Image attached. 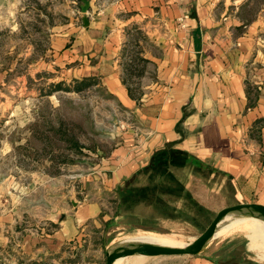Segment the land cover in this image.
<instances>
[{
  "label": "crops",
  "instance_id": "1",
  "mask_svg": "<svg viewBox=\"0 0 264 264\" xmlns=\"http://www.w3.org/2000/svg\"><path fill=\"white\" fill-rule=\"evenodd\" d=\"M3 1L2 10L10 4ZM75 1L78 22L55 27L49 63L40 57L29 68L35 76L50 72L52 90L92 84L130 123L116 129L113 148L96 153L82 176L27 172L18 164L27 160L0 142V168L8 158L15 164L12 174L0 176V264L54 263L66 245L94 229L175 222L160 215L171 207L186 214L197 180L225 191L203 207L264 205V0H88L87 27ZM160 163L163 176L180 185L179 199L159 188V209L140 203L131 212L104 210L116 188L129 182L144 188ZM26 176L38 182L24 184ZM59 180L61 191L52 187ZM237 208L258 213L250 204ZM211 244L182 264H249L223 239Z\"/></svg>",
  "mask_w": 264,
  "mask_h": 264
},
{
  "label": "rangeland",
  "instance_id": "2",
  "mask_svg": "<svg viewBox=\"0 0 264 264\" xmlns=\"http://www.w3.org/2000/svg\"><path fill=\"white\" fill-rule=\"evenodd\" d=\"M9 1L7 9H0V142L12 145L14 157L27 160L22 164L18 163L27 172L43 170L56 177L82 176L88 173L98 160L94 156L96 153H100V158L113 148L114 141L111 136L116 129L129 124L130 120L105 96L103 90L88 88L77 92L57 88L53 91L50 72L44 71L40 76H35L34 70L29 68V63L40 57L44 64L49 63L50 54L46 52L55 27L61 29L78 22L76 16L79 4L75 0H25L24 3L23 0ZM2 2L4 1L0 0V5ZM72 19L74 21L71 22ZM23 77L26 80L25 87L22 88ZM75 87L76 85L70 89ZM24 93L27 95V101L19 102L17 99ZM34 93H41V98L32 100L30 95ZM10 110L16 113L8 119L6 117ZM19 111L21 114L17 115ZM25 119L27 124L23 129L26 132L18 127L20 123L24 124ZM35 130H42L45 134L39 138L37 134L34 135ZM54 130L55 132H52ZM56 131H60V135H56ZM63 137L75 139L79 147L70 148L68 142L61 141ZM23 140L26 141L21 146L17 145ZM28 160L36 161L37 166L34 167ZM14 165L9 158L4 161L0 176L5 173L12 174ZM22 179L24 184L32 185L36 180L28 176ZM16 182L19 183V180ZM63 185L62 180L52 182V187L59 191ZM191 190L195 206L186 207L190 212L186 215L189 217L187 220L176 218L175 222L165 224L155 222L154 224H158L156 226L144 220V225H136L138 227L134 230L113 228L103 233L101 230H90L80 235L79 242L75 239L66 245L60 252L59 259H54V263L45 264H106V251L110 247L137 242L145 237H171L180 244H195L214 236H217L214 241L223 239L227 243L226 250L231 249L233 254L243 253L249 264H264V242H259L263 249L259 246L253 248L255 242L264 240V230L263 234L262 229L251 234L254 228L260 225L250 222L249 226L237 232L230 230L247 221L252 215L242 214V209L234 207L235 205L213 204L209 205L210 210L200 223L191 224V219L206 208L203 206L207 202L225 192L222 191L224 189H214L212 184L203 180L193 181ZM76 191L79 192V189L76 188ZM110 199L109 196L108 205H104V210L113 213L112 204L109 205ZM159 220L161 221V217ZM191 239L192 241H189ZM188 257L190 256L144 259L139 264H182ZM127 258L120 264H138L130 262Z\"/></svg>",
  "mask_w": 264,
  "mask_h": 264
},
{
  "label": "trees",
  "instance_id": "3",
  "mask_svg": "<svg viewBox=\"0 0 264 264\" xmlns=\"http://www.w3.org/2000/svg\"><path fill=\"white\" fill-rule=\"evenodd\" d=\"M93 87L92 84L86 85V84H78L73 89V91L80 92L84 89ZM67 90H70L67 88ZM72 91V90H71ZM52 132H55L52 131ZM60 131H56V135H60ZM37 134V137L41 138L45 133L41 131H34V135ZM33 136V132L31 134ZM62 142H68L70 144V148L77 149L79 147L78 142L75 139H69L67 137H63ZM25 148L28 149V146ZM35 151V149H33ZM158 165H161V168H158ZM154 165L153 169L151 170L152 178L149 180V183L144 188L141 187H132V183L129 182L126 184V187H118L114 190L110 204H112L113 210L117 211H123V212H131L136 206H138L140 203L146 204L148 206H151L155 209H159L162 207L163 201L162 198H160L157 194L164 190L165 194H168L172 200L173 199H179L180 196V185L172 178L168 177L166 175L163 176L162 174V163ZM159 174V175H157ZM156 176H162L164 178L163 183H156ZM154 177V179H153ZM128 185V186H127ZM159 188H162L163 190H159ZM194 207V203H188L187 207ZM187 213H174V208L171 207V213L160 215L163 217H168L171 220H176V218H183L187 220L189 217L186 216L190 212H188V209H186ZM139 224V223H138ZM232 253V252H231ZM233 254V253H232Z\"/></svg>",
  "mask_w": 264,
  "mask_h": 264
},
{
  "label": "water",
  "instance_id": "4",
  "mask_svg": "<svg viewBox=\"0 0 264 264\" xmlns=\"http://www.w3.org/2000/svg\"><path fill=\"white\" fill-rule=\"evenodd\" d=\"M81 2L80 5V12L84 15L82 18L83 26L87 27L89 22L86 17V14L89 10L90 3L88 0H79ZM252 205L258 213L260 214L261 218L264 220V205L259 203H247V204H238L234 207L243 206V205ZM210 207H206L197 214L191 224H198L200 221L204 219V216L208 214ZM210 241L200 247H186L183 248V244L176 245V246H169V245H159L151 248L150 250L143 251L138 255L141 256L143 259H157V258H170V257H178V256H196L200 255L202 252L207 250L211 243ZM142 245L138 244V242L132 243H122L119 245H115L110 247L106 251V264H117L118 262L122 261L124 258L128 257L130 254L136 252L140 249Z\"/></svg>",
  "mask_w": 264,
  "mask_h": 264
},
{
  "label": "bare ground",
  "instance_id": "5",
  "mask_svg": "<svg viewBox=\"0 0 264 264\" xmlns=\"http://www.w3.org/2000/svg\"><path fill=\"white\" fill-rule=\"evenodd\" d=\"M250 215H252L249 219H247V221H244V222H241L240 224H238L237 226H235L233 229H230V230H232V231H234V232H237V231H239V230H241V229H244V228H246L247 226H249L248 224L250 223V222H255V223H257L258 225H260V226H258V227H256V228H254L253 230V232L251 233V234H253L255 231H257V230H259V229H262V234H263V230H264V220L261 218V216H259L260 214L259 213H257V214H254V213H252V214H250ZM256 215H258V216H256ZM262 225V226H261ZM222 234V233H221ZM176 235V234H175ZM180 236V235H179ZM215 237H217V236H214V237H211V238H208V239H205V240H203V241H201V242H199V243H195V244H183V248H186V247H200V246H202V245H204V244H206V243H208V242H210V241H212V240H214V238ZM249 237V236H248ZM177 239V238H176ZM189 241H192V239L191 240H189ZM189 241H187V242H189ZM195 241V240H194ZM264 242V240H260V241H258V242H255L254 244H253V248L255 249V247H260L261 245L259 244V242ZM138 242V244H141L142 246L140 247V249L139 250H137L136 252H134V253H132V254H130L129 256H128V260H130V262H138V264L140 263V262H142V261H144V259L143 258H141V256H139L138 254L139 253H141V252H143V251H147V250H150L151 248H153V247H155V246H159V245H169V246H176V245H179V243L178 242H176L173 238H171V237H163V239H150V238H148V237H145V238H142V239H140V240H138L137 241ZM263 244V243H262ZM251 248V247H250ZM252 248V249H253ZM260 248H262L263 249V247H260ZM258 250V249H257ZM263 251V250H262ZM264 253V252H263ZM263 255V254H262ZM264 256V255H263ZM260 259V258H259ZM261 259H263V258H261ZM264 261V260H263ZM121 263V261L120 262H118L117 264H120ZM127 264V263H126Z\"/></svg>",
  "mask_w": 264,
  "mask_h": 264
},
{
  "label": "built area",
  "instance_id": "6",
  "mask_svg": "<svg viewBox=\"0 0 264 264\" xmlns=\"http://www.w3.org/2000/svg\"><path fill=\"white\" fill-rule=\"evenodd\" d=\"M125 125H122L121 128H124Z\"/></svg>",
  "mask_w": 264,
  "mask_h": 264
}]
</instances>
